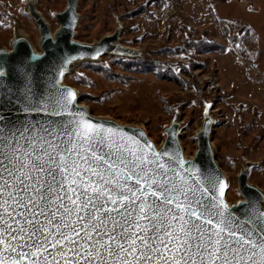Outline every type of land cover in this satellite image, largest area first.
Wrapping results in <instances>:
<instances>
[{
    "label": "snow or ice",
    "instance_id": "obj_1",
    "mask_svg": "<svg viewBox=\"0 0 264 264\" xmlns=\"http://www.w3.org/2000/svg\"><path fill=\"white\" fill-rule=\"evenodd\" d=\"M18 75L0 65V264H264V194L234 211L220 174Z\"/></svg>",
    "mask_w": 264,
    "mask_h": 264
},
{
    "label": "rangeland",
    "instance_id": "obj_2",
    "mask_svg": "<svg viewBox=\"0 0 264 264\" xmlns=\"http://www.w3.org/2000/svg\"><path fill=\"white\" fill-rule=\"evenodd\" d=\"M67 1L36 0L53 33L52 14ZM78 13V41L97 42L122 23L121 43L143 53L76 66L65 82L81 104L96 117L142 128L158 147L178 119L189 158L209 113L228 202L242 198L237 177L246 160L259 163L250 183L264 191V0H79ZM17 29L38 48L25 0H0V46L10 48Z\"/></svg>",
    "mask_w": 264,
    "mask_h": 264
},
{
    "label": "water",
    "instance_id": "obj_3",
    "mask_svg": "<svg viewBox=\"0 0 264 264\" xmlns=\"http://www.w3.org/2000/svg\"><path fill=\"white\" fill-rule=\"evenodd\" d=\"M27 5V15L33 19L39 30L38 49L35 50L29 37L23 35H14L10 41V48L0 46V65L7 72V82L14 89L23 87V78L18 75V69L23 66L28 67L31 74L33 84L38 92H46L54 94L55 88L51 87L57 84L58 87L66 88L76 94V100L73 108L84 110L93 121L103 120L110 121L126 130L142 131L145 136L153 143L145 131L137 126L121 125L113 119H106L94 116L88 107L81 104L79 94L76 89L66 84V78L72 70L82 63H96L103 57H120L126 59H141L143 53L121 43V35L123 32V24L119 23L116 31L108 36L103 37L92 44L82 43L76 39V30L80 20L78 13L79 0H68L64 11L60 13L54 12L52 15L56 19L59 28L53 33L50 24L46 21L41 12L37 9L36 0H25ZM75 17V19H73ZM3 103V101H0ZM6 116L15 119L17 110L11 112L4 110ZM23 119L22 113L19 114ZM37 119L42 117L38 116ZM214 120L211 114L206 113L203 117L201 128L196 133L197 149L193 157L189 158L185 155V151L181 145V122L175 119L170 126L164 130L166 139L162 146L157 149L167 147L169 150L178 148L184 159L193 161L197 167L204 173L215 172L222 176L227 182V177L216 160V151L212 144V130ZM245 166L239 171L238 191L242 197L236 203H230L227 200V191L223 199L234 211L243 207V203L252 198L256 199L264 194V191L250 183V178L259 166V163L245 161Z\"/></svg>",
    "mask_w": 264,
    "mask_h": 264
},
{
    "label": "bare ground",
    "instance_id": "obj_4",
    "mask_svg": "<svg viewBox=\"0 0 264 264\" xmlns=\"http://www.w3.org/2000/svg\"><path fill=\"white\" fill-rule=\"evenodd\" d=\"M16 35H23V36H27V34L22 30V29H17L16 31ZM28 37V36H27ZM32 43V42H31ZM34 46V45H33ZM35 50H38V48H36L34 46Z\"/></svg>",
    "mask_w": 264,
    "mask_h": 264
},
{
    "label": "trees",
    "instance_id": "obj_5",
    "mask_svg": "<svg viewBox=\"0 0 264 264\" xmlns=\"http://www.w3.org/2000/svg\"><path fill=\"white\" fill-rule=\"evenodd\" d=\"M227 1H229V0H223V2H227ZM242 1V0H241ZM132 61V60H131ZM130 60H125V62H127V63H130L131 62ZM85 64H90V63H85ZM71 78L74 80V77L73 76H71Z\"/></svg>",
    "mask_w": 264,
    "mask_h": 264
}]
</instances>
